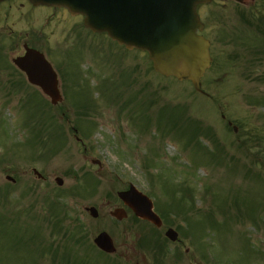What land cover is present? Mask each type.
Returning <instances> with one entry per match:
<instances>
[{
	"label": "rangeland",
	"instance_id": "374dc122",
	"mask_svg": "<svg viewBox=\"0 0 264 264\" xmlns=\"http://www.w3.org/2000/svg\"><path fill=\"white\" fill-rule=\"evenodd\" d=\"M228 1L231 7L212 0L198 9L206 22L215 8L212 23L240 25L241 34V46L223 44L224 55L206 72L205 94L161 76L147 53L118 47L66 10L53 14L28 0L0 3V214L25 239L38 236L29 242L34 252L0 227V264H77L89 256L115 264L93 254L100 231L117 246L142 234L161 237L168 244L164 264H264V56L256 52L264 49V36L237 13L264 15V0L245 7ZM24 43L45 52L59 74L57 106L10 65ZM228 53L239 57L229 61ZM33 126L38 141L28 143ZM56 177L65 181L61 187ZM130 184L152 198L161 217L164 212L159 232L136 220L118 197ZM182 185L193 198L178 211L172 190L188 199L178 191ZM91 206L98 218L86 210ZM116 207L128 210L126 219L111 216ZM167 227L180 242L164 240ZM46 247L58 251L57 259L48 250L35 255Z\"/></svg>",
	"mask_w": 264,
	"mask_h": 264
},
{
	"label": "water",
	"instance_id": "95a60500",
	"mask_svg": "<svg viewBox=\"0 0 264 264\" xmlns=\"http://www.w3.org/2000/svg\"><path fill=\"white\" fill-rule=\"evenodd\" d=\"M2 1V0H0ZM35 5L67 7L75 14L85 16V24L94 32H107L109 36L128 50L148 51L154 69L180 81L190 80L200 90V82L211 63L208 40L198 35L203 30L197 7L210 0H29ZM13 62L28 76L32 84L40 86L51 97L52 103L62 100L58 77L44 54L26 46L25 55ZM236 130V127L234 128ZM237 131V130H236ZM59 185L64 181L57 179ZM119 197L134 210L137 217L150 220L158 227L162 220L152 209L150 198L133 186ZM95 217L96 208H90ZM117 218L126 216L123 209L113 213ZM170 240L176 241L178 233L169 229ZM95 244L106 252L114 251L109 234L102 233Z\"/></svg>",
	"mask_w": 264,
	"mask_h": 264
},
{
	"label": "flooded vegetation",
	"instance_id": "af4514ba",
	"mask_svg": "<svg viewBox=\"0 0 264 264\" xmlns=\"http://www.w3.org/2000/svg\"><path fill=\"white\" fill-rule=\"evenodd\" d=\"M242 3H239V6L245 7L249 5L250 1L253 0H241ZM238 3V2H237ZM226 6V4L224 5ZM223 6V7H224ZM238 7V4L235 5ZM208 18L206 21V27L204 29L206 37L210 40V46H211V56L213 57V62L217 61V58H220L222 55H224L223 52V44L226 45L228 43L233 44H241V34H240V25L236 26V28L228 29L227 27L223 28L222 26L219 27V24H216L213 18V14L211 11L208 13ZM229 56V53H228ZM231 57L229 56V60ZM145 225V224H144ZM139 240H135L134 244L127 245V244H121L118 246L116 254L114 256L117 257V260L124 259L125 262L129 264H164L163 260L161 259H155L153 257V253L149 252V257L147 255L146 249L141 246L140 243H138ZM151 243L147 244L146 246H150ZM151 254V256H150ZM160 261V262H159Z\"/></svg>",
	"mask_w": 264,
	"mask_h": 264
}]
</instances>
